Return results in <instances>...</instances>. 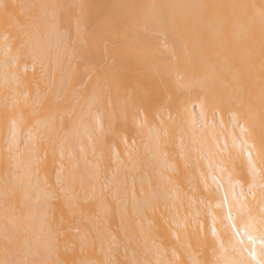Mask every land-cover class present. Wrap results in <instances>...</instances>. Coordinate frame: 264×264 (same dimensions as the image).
Listing matches in <instances>:
<instances>
[{
    "label": "bare ground",
    "instance_id": "bare-ground-1",
    "mask_svg": "<svg viewBox=\"0 0 264 264\" xmlns=\"http://www.w3.org/2000/svg\"><path fill=\"white\" fill-rule=\"evenodd\" d=\"M0 264H264V0H0Z\"/></svg>",
    "mask_w": 264,
    "mask_h": 264
}]
</instances>
